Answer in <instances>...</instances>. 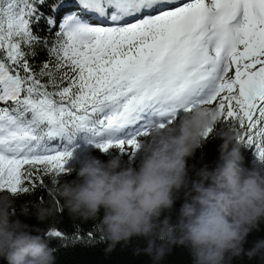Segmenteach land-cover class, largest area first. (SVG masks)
Masks as SVG:
<instances>
[{"label": "snow or ice", "instance_id": "snow-or-ice-1", "mask_svg": "<svg viewBox=\"0 0 264 264\" xmlns=\"http://www.w3.org/2000/svg\"><path fill=\"white\" fill-rule=\"evenodd\" d=\"M202 105L264 161V0H0V193Z\"/></svg>", "mask_w": 264, "mask_h": 264}, {"label": "clouds", "instance_id": "clouds-1", "mask_svg": "<svg viewBox=\"0 0 264 264\" xmlns=\"http://www.w3.org/2000/svg\"><path fill=\"white\" fill-rule=\"evenodd\" d=\"M221 122V112L208 105L164 127L155 126L141 143L138 167L119 156L107 161L89 157L80 163L77 179L53 185L45 202L19 205L21 216L40 222L66 209L81 221L96 220L95 230L111 251L121 242L143 238L137 254L159 264L174 245L187 248L192 264H232L259 257L264 264V239L245 249L247 237L264 224V176L242 166L241 145L228 128L214 168L204 165L189 174L187 161L206 142L208 130ZM19 195L0 193V258L7 264H56L53 250L39 233L12 211ZM183 199L173 221L174 204ZM60 201H63L61 204Z\"/></svg>", "mask_w": 264, "mask_h": 264}, {"label": "trees", "instance_id": "trees-1", "mask_svg": "<svg viewBox=\"0 0 264 264\" xmlns=\"http://www.w3.org/2000/svg\"><path fill=\"white\" fill-rule=\"evenodd\" d=\"M228 128V125L224 122L217 123L206 142L197 148L193 156L188 159L187 167L190 175L194 176V169H199L205 164L209 168L215 167L219 159V146L222 143L217 134L221 130ZM76 145L78 146H75L72 157L65 164L67 171L64 173L66 174H76L80 163L89 157H96L102 161H107L114 156H119L124 165L138 167L143 155L142 150H138L135 153L128 151L125 156H121L120 150L115 148L102 152L82 138L76 141ZM241 155L243 157L242 166L245 169L256 171L264 176V161L258 158L255 146H245L242 144ZM61 174L57 177L56 185L64 183ZM50 187L52 186L49 184L48 187L37 188L31 193L19 195L16 200L17 207L12 209V211L23 223L41 229L39 233L33 232V234L41 235L47 246L53 250L56 264H154L150 256L142 252L137 254V249L145 247L143 238L134 237L127 244L121 242L111 251H106L108 242L101 240L95 230V225L103 215L102 210L100 217L86 222L73 218L68 214L66 209H62L56 217L45 222L38 221L34 215H19V205L24 201L36 204L50 199ZM60 203L62 204L63 201H60ZM182 203V198L175 202L173 221L176 220ZM52 229L59 230L63 235H51ZM89 232L92 233L90 237L87 235ZM259 239H264V224H261L259 231H253L249 234L247 242L244 245L245 249L251 248L253 243ZM0 264H7V261L0 258ZM159 264H192V258L187 248L181 245H174L164 258L159 261ZM232 264H260V260L259 257L249 260L246 256H242L241 258L234 259Z\"/></svg>", "mask_w": 264, "mask_h": 264}, {"label": "rangeland", "instance_id": "rangeland-1", "mask_svg": "<svg viewBox=\"0 0 264 264\" xmlns=\"http://www.w3.org/2000/svg\"><path fill=\"white\" fill-rule=\"evenodd\" d=\"M128 151H125V152H121L120 151V155L121 156H125L127 154ZM78 172V171H77ZM77 172L76 174H66V173H62L61 174V177L63 179L64 182H70V181H73V180H76L77 179Z\"/></svg>", "mask_w": 264, "mask_h": 264}]
</instances>
